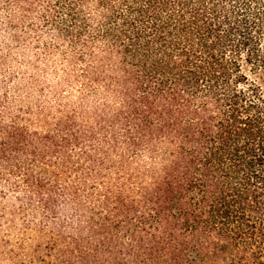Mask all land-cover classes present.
<instances>
[{
    "label": "trees",
    "instance_id": "obj_1",
    "mask_svg": "<svg viewBox=\"0 0 264 264\" xmlns=\"http://www.w3.org/2000/svg\"><path fill=\"white\" fill-rule=\"evenodd\" d=\"M0 264H264V0H0Z\"/></svg>",
    "mask_w": 264,
    "mask_h": 264
}]
</instances>
